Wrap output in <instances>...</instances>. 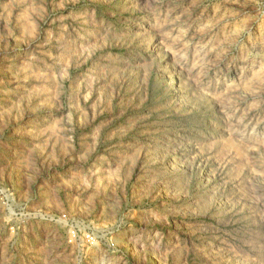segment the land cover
<instances>
[{
    "label": "rangeland",
    "instance_id": "374dc122",
    "mask_svg": "<svg viewBox=\"0 0 264 264\" xmlns=\"http://www.w3.org/2000/svg\"><path fill=\"white\" fill-rule=\"evenodd\" d=\"M0 264H264V0H0Z\"/></svg>",
    "mask_w": 264,
    "mask_h": 264
}]
</instances>
